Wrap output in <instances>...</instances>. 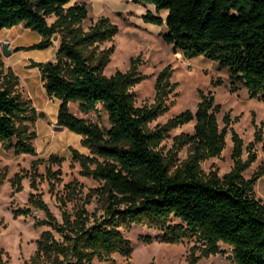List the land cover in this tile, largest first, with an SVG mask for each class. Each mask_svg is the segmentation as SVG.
I'll return each instance as SVG.
<instances>
[{"label":"trees","instance_id":"obj_1","mask_svg":"<svg viewBox=\"0 0 264 264\" xmlns=\"http://www.w3.org/2000/svg\"><path fill=\"white\" fill-rule=\"evenodd\" d=\"M133 2L154 7L155 13L147 12L142 20L165 25L162 39L175 53L188 59L204 56L216 62L220 69L227 70L231 89L241 84L250 99L264 103V0ZM50 18H54L51 23ZM86 19L84 2L0 0V31L22 25L41 38L14 52L46 50L57 42L53 61H31L29 68L39 70L47 96L59 101L57 125L79 135L81 145L89 150L87 155L69 147L71 160L79 163L81 174L100 184L84 198L85 204L94 198L103 209L100 218L90 215L85 205H79L81 185L73 182L57 199L64 208L67 202H77L76 208L72 214L63 210L59 223L41 196L31 194V202L46 214L41 223L51 227L37 240L31 264H91L95 258L110 260L111 254L127 258L133 249L120 229L133 224L162 231L158 239L164 243L195 238L202 245L199 248L204 257L219 254L223 243L231 248L235 264H264V203L254 192L264 175V163L251 178L243 176L256 160L253 146L262 141V128H256L244 160L243 141L230 128L229 115L224 116L225 124L220 129V105L215 104L211 92L200 91L194 113L184 111L166 125L150 130L149 124L169 110L168 97L177 87L170 83L172 69L164 68L156 79V103L137 107L130 88L145 78L137 73L140 60H132L126 73L117 71L106 76L104 69L113 48L100 46L112 41L118 28L109 18L100 17L85 30L82 25ZM213 84L221 83L217 80ZM18 86L19 77L5 67L0 54V143L15 154L35 155L33 141L38 135L31 125L46 115L23 98ZM71 103L78 104L83 114L104 111L110 128L76 116ZM193 120V134L182 133L174 139L176 150L190 148L189 157L178 166L170 163L173 159H166L158 150L160 143L169 130ZM228 133L233 142V168L222 176L216 171L203 175L200 163L220 156ZM46 161L61 165L65 159L52 154ZM39 162L42 159L33 161L32 168ZM47 175L60 178V172L51 169ZM3 180L1 174L0 185ZM21 182L22 176L17 173L12 187L21 191ZM30 186L36 188L35 182ZM16 214L27 215L28 211L18 210ZM173 218L179 222L171 224ZM197 260L192 253L188 264H197ZM0 264H5L1 257Z\"/></svg>","mask_w":264,"mask_h":264},{"label":"rangeland","instance_id":"obj_2","mask_svg":"<svg viewBox=\"0 0 264 264\" xmlns=\"http://www.w3.org/2000/svg\"><path fill=\"white\" fill-rule=\"evenodd\" d=\"M84 2L88 8V19L83 22V28L88 30L100 17L109 18L111 23L118 28V33L112 41L105 42L101 49L113 48L110 63L104 69L106 76H112L117 71L126 73L131 66V61L140 60L137 73L145 76L130 88L134 95L137 107H151L156 103L155 82L159 73L166 67L172 70L171 84H177L175 90L169 95L167 105L169 110L159 115L149 124L150 130H155L166 125L172 118L184 111L194 113L200 102L199 92H211L215 104L220 105L217 113L219 128L224 127V116L229 115L230 128L235 131L243 141V159L247 158V147L254 142L255 130L262 128V141L255 142L253 150L256 154L255 162L243 173L249 179L264 163V103L258 99H250L246 88L238 84L237 89H231L229 75L226 69H220L216 62L204 56L184 58L182 54L175 53L172 46L167 45L162 39L166 26H156L142 20L147 12L155 13L153 6L134 3L133 0H71ZM165 17V12H161ZM54 18L48 19L51 23ZM38 33L24 28L22 25L0 31V54L5 67H10L19 77L18 90L22 94L30 91L32 105L39 109L46 108L45 89L41 84V76L37 68H29L32 60L42 61L50 55L51 49L46 50H20L15 48L30 46L40 41ZM9 42L12 54L3 56L2 44ZM31 59V60H30ZM29 60V61H28ZM25 64H27L25 66ZM220 80V85L213 84ZM71 112L78 117L87 118L99 123L103 129H109L107 115L104 111L83 114L78 109V104L71 103ZM100 109V108H99ZM49 114L50 109H47ZM50 119V116H49ZM195 120L169 130L164 140L160 143L159 151L166 159H173L170 163L179 165L190 155V148L184 146L180 150L174 147V139L180 134H193ZM31 129L37 132L33 141L35 155L15 154L13 150H6L0 143V172L4 180L0 185V257L5 264H31L37 251V240L51 227L42 224L46 220L44 211L36 207L30 200L31 194L41 196L56 222H62L63 210L73 213L77 202H67L65 208L57 197L64 195V187L77 182L81 185L79 205H85L90 215L96 214L100 218L103 214L102 205L97 199L85 204L84 198L89 192L98 187L90 177L81 174L78 162H73L69 147L89 155V150L77 141V134L69 131L51 130L50 125L43 118H38ZM233 142L231 134L225 136V147L218 157H208L200 163L203 175L216 171L219 176L228 173L234 165L232 159ZM64 157L61 165L49 164L46 160L50 155ZM37 166L32 168V163L39 160ZM175 165L172 167L174 170ZM59 171L60 178L55 180L47 175V170ZM22 176V190L17 191L12 187V180L16 174ZM0 174V175H1ZM34 181L36 188L30 186ZM256 198L264 203V175L254 187ZM27 210V215L17 216L16 211ZM173 218L171 224L178 223ZM123 236L131 243L133 252L129 257L120 254H111L110 260L95 258L91 264H188L193 253L197 257V264H235L231 257V248L220 243L221 252L217 255L204 257L201 255V243L195 238H187L176 244L159 241L162 231L147 224H133L128 229L121 228ZM57 239L60 236L54 232ZM148 240V241H146ZM197 247L194 249L193 248Z\"/></svg>","mask_w":264,"mask_h":264},{"label":"crops","instance_id":"obj_3","mask_svg":"<svg viewBox=\"0 0 264 264\" xmlns=\"http://www.w3.org/2000/svg\"><path fill=\"white\" fill-rule=\"evenodd\" d=\"M49 49H51V52H50V55L45 58L44 60L42 61H35V60H32V61H35V62H47V61H53L54 60V57H55V51L57 49V42H55L54 46L50 47ZM31 60V59H30ZM29 61V60H28ZM30 64V63H29ZM27 64H25L26 66ZM39 72V70H38ZM40 73V72H39ZM42 84V82H41ZM43 87V86H42ZM23 91V95L26 97V99H29L31 100L32 102V99L30 98V91L27 90V92L24 91V89L22 90ZM46 94V93H45ZM45 101H46V108L44 109H39V108H36L35 109L37 110V112H43L45 115H46V118H44L46 120V122L50 125L51 127V130L53 131V127L55 125H57V114H58V108H59V101L57 99H53V98H49L47 96V94L45 95ZM71 105V104H70ZM47 109H50L51 113L49 114L48 110ZM49 116H50V119H49ZM63 130H66L65 128ZM79 139H81V137L78 135L77 136V141H79Z\"/></svg>","mask_w":264,"mask_h":264},{"label":"water","instance_id":"obj_4","mask_svg":"<svg viewBox=\"0 0 264 264\" xmlns=\"http://www.w3.org/2000/svg\"><path fill=\"white\" fill-rule=\"evenodd\" d=\"M54 39L56 40L57 37H54ZM2 52H3V56H5V57H8V56H10L12 54L9 42H4L2 44ZM63 129H64V127L60 126V125H55L53 127V130H55V131H62Z\"/></svg>","mask_w":264,"mask_h":264}]
</instances>
